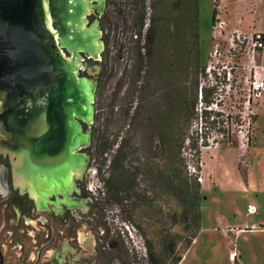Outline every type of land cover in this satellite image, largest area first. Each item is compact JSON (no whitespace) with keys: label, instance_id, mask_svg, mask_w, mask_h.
Wrapping results in <instances>:
<instances>
[{"label":"rangeland","instance_id":"374dc122","mask_svg":"<svg viewBox=\"0 0 264 264\" xmlns=\"http://www.w3.org/2000/svg\"><path fill=\"white\" fill-rule=\"evenodd\" d=\"M119 3L120 0L109 2L105 28L107 72L103 93L98 94L94 106L92 125L93 129H100L99 135L132 138L138 153L148 157L151 150L143 128L147 117L143 110L145 96L140 87L144 74L139 73V79H135L136 64L132 54L136 46L132 41L139 37L123 29L117 10ZM213 6L214 0H199L201 65L205 67L199 88L216 87L211 107L220 113L222 123L202 124L201 128L200 119L195 120L192 129L200 135L201 128L207 147H201L198 159L193 157L188 142L182 150L187 166L199 168L196 174L203 179V199L197 237L188 251L184 252L181 245L177 249L184 258L182 264H233L234 257L236 264H264V97L251 96L248 100V82L252 79L254 64L246 47L232 51L229 46V38L235 31L247 37L255 31L264 35V0H219L215 23H211ZM146 13L149 17L152 8ZM147 23L141 32L140 46L146 43ZM215 49L218 50L216 55ZM254 62L264 67V50L255 54ZM209 67L211 75L207 72ZM201 107L203 104L198 102V112ZM254 116L256 119L252 122ZM88 147L86 153L89 159L93 154V159L87 164L83 181L91 202L76 234L83 249L78 243L72 245L55 227L53 233L63 239L52 244L53 252L72 247L69 255L83 256L93 264H122L119 255L128 251L142 258L147 243L158 250L163 229L185 236L181 223L170 226L157 213L160 207L163 211L180 214V206L169 194L153 196L152 210L145 207L132 212L130 203L126 204L129 206L107 203L99 175L100 167L102 172L106 167L101 166L102 158ZM103 157L109 160L110 155ZM135 158L136 155L132 159ZM154 162H161V154ZM133 163L137 165L136 161ZM249 205L255 207L254 214H247ZM77 247L82 254L75 250ZM231 252H237L232 259ZM58 257L63 259L61 255Z\"/></svg>","mask_w":264,"mask_h":264},{"label":"trees","instance_id":"16d2710c","mask_svg":"<svg viewBox=\"0 0 264 264\" xmlns=\"http://www.w3.org/2000/svg\"><path fill=\"white\" fill-rule=\"evenodd\" d=\"M218 1L214 0L211 23H215L218 14ZM119 5L117 10L123 29L139 37L132 41L136 44L132 54L136 64L135 79H139V73L144 74L140 87L145 96L143 110L147 117L143 128L150 156L140 155L132 138L110 137L106 133L99 135L100 129H93V125L88 150H94L95 155L102 158L101 166L106 167L104 172L100 167L99 175L107 203L117 206L130 203L132 212L145 207L152 210L153 196L169 194L181 208L179 215L160 207L157 213L170 226L181 223L185 236L163 229L158 250L152 243H147L142 258L130 255L128 251L119 255L122 264H180L182 255L177 246L181 245L185 252L197 237L203 199L201 183L197 181V174L188 172L182 150L188 142L193 157L198 159L201 147H207L202 124L222 123L220 113L211 107L216 87L199 88L200 75L205 72L201 65L199 0H120ZM149 8L152 13L146 17ZM146 21V43L140 46ZM198 102L203 104L199 112ZM197 119L201 121L200 135L192 129ZM255 119L252 117V122ZM154 143L156 151L152 152ZM108 154L109 160L103 157ZM160 154L161 162L155 163ZM92 159L93 154H90V161ZM133 161L137 165L134 166ZM233 264H236V258Z\"/></svg>","mask_w":264,"mask_h":264},{"label":"flooded vegetation","instance_id":"af4514ba","mask_svg":"<svg viewBox=\"0 0 264 264\" xmlns=\"http://www.w3.org/2000/svg\"><path fill=\"white\" fill-rule=\"evenodd\" d=\"M65 1L63 30L61 34L53 31L57 34L56 45L71 66L78 85L86 80L95 83V106L98 94L103 93L107 72L105 28L110 0H104L99 15L98 0ZM97 30L103 48L99 59H94L90 42L95 39ZM94 67H98V71L93 74ZM159 86H162L160 82ZM161 93L162 109L163 90ZM77 108L29 107L27 116L24 114L29 123V138L27 142L23 139L18 143L12 152L0 136V264H54L58 261L60 264H93L83 256L69 255L72 247L59 253L53 252L52 247L63 239L53 233L56 227L72 245L78 243L82 248L76 234L90 209L91 197L85 192L83 181L85 170L78 173L72 162L74 157L87 152V148L78 149L75 140V133L88 129ZM78 247L75 250L81 253ZM60 255L63 259L58 257Z\"/></svg>","mask_w":264,"mask_h":264},{"label":"water","instance_id":"95a60500","mask_svg":"<svg viewBox=\"0 0 264 264\" xmlns=\"http://www.w3.org/2000/svg\"><path fill=\"white\" fill-rule=\"evenodd\" d=\"M98 2L99 15L104 0ZM66 9L65 0H0V136L10 152L29 138L25 117L29 107H78L88 129L75 133L77 147L90 145L95 83L86 80L78 85L53 32L61 34ZM99 37L97 30L90 42L94 59L103 48ZM97 71L94 67L91 73ZM72 162L78 173L84 172L89 156L80 154Z\"/></svg>","mask_w":264,"mask_h":264},{"label":"built area","instance_id":"2783aa9c","mask_svg":"<svg viewBox=\"0 0 264 264\" xmlns=\"http://www.w3.org/2000/svg\"><path fill=\"white\" fill-rule=\"evenodd\" d=\"M222 28V25H220ZM221 34V32H220ZM229 46L232 51L241 50L243 47L247 48V52L250 54L251 62L254 64V73L252 79L248 82V100L251 98H261L264 97V67L255 65L254 57L255 54L264 50V35L260 32H253L250 36L243 35L239 31H235L231 33L229 38ZM218 50H214V54L216 55ZM207 72L213 74L211 68L207 69ZM212 72V73H211ZM228 76H230L231 71L228 68L227 71ZM188 144V143H187ZM187 170L190 174H196L195 168L191 166H187ZM197 181L202 183V177L197 175ZM247 214H254L256 209L254 206H248L246 209Z\"/></svg>","mask_w":264,"mask_h":264},{"label":"crops","instance_id":"0c3cea01","mask_svg":"<svg viewBox=\"0 0 264 264\" xmlns=\"http://www.w3.org/2000/svg\"><path fill=\"white\" fill-rule=\"evenodd\" d=\"M203 189V186H202V188H201V190ZM192 245V244H191ZM191 247V246H190ZM189 247V248H190ZM189 250V249H188ZM187 250V251H188ZM235 254H237V252H231V254H230V259H232L234 256H235ZM235 258V257H234ZM234 260V259H233ZM184 261V258L182 257V260H181V262H180V264H182V262ZM236 262H237V260H236Z\"/></svg>","mask_w":264,"mask_h":264},{"label":"bare ground","instance_id":"6f19581e","mask_svg":"<svg viewBox=\"0 0 264 264\" xmlns=\"http://www.w3.org/2000/svg\"><path fill=\"white\" fill-rule=\"evenodd\" d=\"M54 264H60L59 261L57 263H54Z\"/></svg>","mask_w":264,"mask_h":264}]
</instances>
